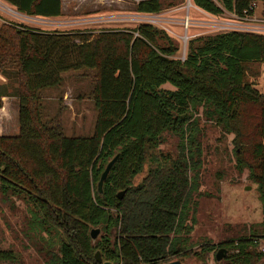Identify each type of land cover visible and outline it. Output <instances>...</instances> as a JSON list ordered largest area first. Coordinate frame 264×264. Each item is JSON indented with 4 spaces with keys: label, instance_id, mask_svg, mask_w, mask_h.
Returning a JSON list of instances; mask_svg holds the SVG:
<instances>
[{
    "label": "trees",
    "instance_id": "trees-1",
    "mask_svg": "<svg viewBox=\"0 0 264 264\" xmlns=\"http://www.w3.org/2000/svg\"><path fill=\"white\" fill-rule=\"evenodd\" d=\"M4 1L28 15L61 13V0ZM180 1L135 0L132 7L157 12ZM256 1L264 16V0H191L208 13L239 16ZM177 49L147 21L96 32L0 23V73L8 78L0 82V108L2 96L18 101L17 133H0V185L22 198L31 228L45 234L48 264H161L185 255L201 165L199 115L233 132L235 165L246 168L264 203V92L249 77L258 73L252 66L264 63V32L219 29L188 37L183 57ZM80 67L92 71L87 96L95 117L90 134L68 135L57 118L46 117L40 90ZM11 80L17 83L7 90ZM246 105L256 108L248 157L238 125ZM164 131L177 136L174 154L160 147ZM91 227L101 231L94 241ZM228 243L239 250L233 258H259L264 249L252 255L248 246L264 245V221ZM16 258L13 249L0 248V261Z\"/></svg>",
    "mask_w": 264,
    "mask_h": 264
},
{
    "label": "rangeland",
    "instance_id": "rangeland-1",
    "mask_svg": "<svg viewBox=\"0 0 264 264\" xmlns=\"http://www.w3.org/2000/svg\"><path fill=\"white\" fill-rule=\"evenodd\" d=\"M134 1L64 0V8L59 15L36 17L19 12L8 2L0 0V23H24L42 30L96 32L101 28L124 27L147 21L170 35L178 45L175 54L179 57H183L186 40L191 35L228 28L264 32L260 1L253 4L250 14L243 16L226 11L214 15L195 6L191 0L180 1L157 12H137L132 7ZM256 69L258 73L249 74V77L254 86L264 92V63L252 66L251 71ZM91 73L84 67L65 70L61 72L62 78L57 85L40 90L46 117L57 118L65 134L87 135L92 131L95 107L87 96ZM6 81L8 78L0 73V82ZM16 83L11 80L7 90ZM164 85L168 86V83ZM2 100L5 106L0 108V133H17V97L6 95L2 96ZM255 112L254 105H246L238 122L242 132L240 139L244 142L241 153L245 157H248L246 142L256 138L252 135ZM198 125L201 128L202 154L198 189L193 192L196 207L189 236L191 243L185 255H170L166 260L179 259L182 264H223L222 260H214L216 250H210L209 246L241 234L247 235L249 227L259 230V222L264 221V203L259 198L256 184L247 176L246 168L238 169L235 165L233 132L202 115H199ZM162 136L160 147L174 154L177 136L170 131H164ZM144 173L145 168L137 172L132 181L137 182ZM100 234L99 229L96 238ZM42 235L45 238L43 232L31 228L30 215L22 198L15 193H3L0 185V248L13 249L17 254L16 260L0 261V264H48ZM256 261L264 264V257Z\"/></svg>",
    "mask_w": 264,
    "mask_h": 264
},
{
    "label": "flooded vegetation",
    "instance_id": "flooded-vegetation-1",
    "mask_svg": "<svg viewBox=\"0 0 264 264\" xmlns=\"http://www.w3.org/2000/svg\"><path fill=\"white\" fill-rule=\"evenodd\" d=\"M226 241H227V243L225 242L226 244H223V245L222 244H214L213 245L214 247H211V248L209 247L210 250H214V251L216 250L214 253V260L216 262L222 260L223 264H259L256 260H259L260 258L264 257V254H262L259 258L253 257L251 259H246V260H244V259L241 260L240 258H235V257L233 258V255L238 253L239 250H238L237 246L235 245L236 243L231 244V243H228V241H230V240H226ZM220 248H222L224 250V257L217 260L215 258V254H216L217 250ZM248 248L252 250V255H255L258 252L263 251L264 245L259 243L257 245H253V246L249 245ZM228 250H229V252H228ZM173 255H178V254H173ZM174 260L180 261L179 259H174ZM174 260H172V261H174ZM165 262H169V261L165 260L162 263H165ZM180 263H181V261H180Z\"/></svg>",
    "mask_w": 264,
    "mask_h": 264
},
{
    "label": "water",
    "instance_id": "water-1",
    "mask_svg": "<svg viewBox=\"0 0 264 264\" xmlns=\"http://www.w3.org/2000/svg\"><path fill=\"white\" fill-rule=\"evenodd\" d=\"M116 153L106 162V164L104 165L103 169L101 170L100 172V175L97 179V182H96V185H97V190L100 191L101 190V185H102V181L109 169V167L111 166L112 162L114 161V159L116 158ZM122 192V190H119L118 191V194L120 195ZM98 232H99V228L95 227V228H91L89 230V237L91 240L95 239V237L98 235ZM94 257L95 259L99 262L101 261V258L99 256V253L98 251H95L94 253ZM222 257H224V250L222 248L218 249L216 254H215V258L217 260L221 259ZM102 264H109L108 262L106 261H103ZM162 264H181L180 261L178 260H174V261H169V262H165V263H162Z\"/></svg>",
    "mask_w": 264,
    "mask_h": 264
},
{
    "label": "crops",
    "instance_id": "crops-1",
    "mask_svg": "<svg viewBox=\"0 0 264 264\" xmlns=\"http://www.w3.org/2000/svg\"><path fill=\"white\" fill-rule=\"evenodd\" d=\"M64 0H61V13H62V11H63V8H64ZM75 5V4H74ZM73 5V6H74ZM138 12V11H137ZM38 16H41V15H37L36 17H38ZM42 17H48V16H42ZM4 102V101H3ZM3 106H5V102H4V104H3Z\"/></svg>",
    "mask_w": 264,
    "mask_h": 264
}]
</instances>
